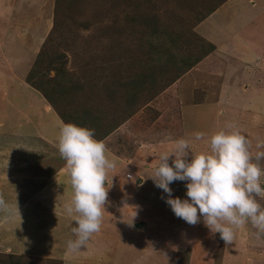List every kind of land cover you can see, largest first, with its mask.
<instances>
[{
	"label": "crops",
	"instance_id": "crops-1",
	"mask_svg": "<svg viewBox=\"0 0 264 264\" xmlns=\"http://www.w3.org/2000/svg\"><path fill=\"white\" fill-rule=\"evenodd\" d=\"M194 32L211 43L215 50L102 140L107 147L108 158L116 164L115 169L108 173L110 175L106 187L109 188L108 200L114 198L112 206L118 212L116 219L121 221V230L127 223L131 222L133 227V224L140 220L134 218L135 212L143 209L145 213L149 208L141 198L135 199L133 195L144 187V182L153 175L159 156L170 152L174 141L180 138L189 139L192 141V152L207 153L210 152V137L220 130H230L227 126L232 125L250 142L253 157L256 152L264 151V0H225L199 21ZM44 101L45 103L36 110V117L43 121L40 124L43 127L37 133L52 136L49 134L52 132L58 140L63 123L47 101ZM172 101L180 102L179 105L175 104L176 111L168 106ZM148 114L152 115L153 119H149ZM197 132L205 134L202 140L194 139ZM52 142L58 145V141ZM258 144L262 146L258 148ZM129 150H132V154ZM173 159L174 157L169 158L171 166ZM253 162L257 161L253 159ZM258 163L264 169V159ZM59 171H62V168ZM127 175L132 176L134 180H129ZM135 181L136 183H133ZM186 183L175 181L172 196L179 195L187 199ZM261 186L264 187V176L261 177ZM255 199L264 208V197L257 196ZM156 204L157 202L154 208L158 207ZM106 207L108 203L105 205L107 213L109 210ZM160 214L163 215V212ZM168 214H172V210ZM201 223L202 226L200 223L191 226L180 218L163 217L158 224V230H162V237L158 240L160 244L157 245L160 247H155L154 237L149 242L139 243V248L148 250L144 254L140 249L143 254L138 259L143 262L155 259L156 264H177L179 251L189 250L190 264H202L205 261L206 264H212L211 250L215 244L219 246V242L213 241L216 233L209 243H204L201 239L198 241V237L210 236V229L204 225L203 220ZM105 225L109 226V221ZM146 225L145 221L142 228L133 227V230L139 234ZM252 227L249 221L235 229V238L231 244L226 245L224 242L221 264L230 261L234 264H264V237ZM70 232L69 240L75 239L71 230ZM47 233L48 229L43 232ZM43 234H38L40 244L28 241L21 243L19 254L12 253L9 248L0 254L21 255L60 264L119 262L109 246H104V243L109 242L108 231L102 232V235L94 234L89 241L94 242L96 247L99 246V251L96 247L86 246L78 253H69L67 243L58 248L52 244L53 240L45 238ZM156 235L155 233L154 236ZM244 235L247 237H243ZM119 238L112 244L114 248L119 246ZM242 239H246L251 246L243 245ZM34 245H38V249ZM244 247H247V255L243 254Z\"/></svg>",
	"mask_w": 264,
	"mask_h": 264
},
{
	"label": "rangeland",
	"instance_id": "rangeland-1",
	"mask_svg": "<svg viewBox=\"0 0 264 264\" xmlns=\"http://www.w3.org/2000/svg\"><path fill=\"white\" fill-rule=\"evenodd\" d=\"M91 1L94 2V0ZM96 1H101V10L104 6L107 7V5L113 4V1L110 4L107 3V0ZM208 1L210 2V0ZM152 2L156 3L157 0H152ZM169 4V2L159 0L158 9L155 10H158L160 17L166 15L165 9L168 10L172 7ZM208 5L206 0L204 2L198 0L195 11H184L178 14L184 18L183 25L186 29L195 31L197 26V24L195 25V16L201 17L205 14ZM114 6H116V0H114ZM120 9L123 10L124 6ZM104 11H100L99 6L94 8L91 5L85 10V18L91 20L94 25L96 24L94 23L95 16L98 17ZM53 12L54 0H0V196L4 198L11 209L10 212L0 211V252H4L9 248L12 253L19 254V245L25 241L40 244L41 240L38 234H43L47 229L48 233L43 234L44 237L50 238L53 240L52 244L62 248L71 236L70 230L76 226L74 217H69L64 212V205L70 202L73 192L68 171L65 167L66 162L59 155L58 145L52 142L58 140L52 132L49 133L52 136L37 133L43 127V125H40L43 121L38 120L36 117V110L45 103L44 98L26 83L35 57L52 28ZM173 15L176 17L177 14L173 13ZM79 32L84 37L91 33L90 30ZM74 46L75 51L71 50L76 52L79 58L88 59V64L95 63L92 60L94 58L90 56H98L102 53V48L99 46H88L90 49L77 44ZM62 52L64 54L68 53L66 48ZM163 54L162 59L159 58L156 64L169 63L171 61V55L169 56V54L173 56L177 53L171 49L168 53L164 51ZM80 55L84 56L80 57ZM68 58L69 60L72 59L69 54H67ZM79 61L78 65H81L82 60L79 59ZM78 65L74 64L69 68L76 70ZM95 73L97 72L95 71ZM50 75L53 74L50 72ZM176 103L180 104L179 101H172L168 106L176 111ZM88 106L90 104H87L86 108ZM147 116L149 119H153L152 115L148 114ZM129 152L132 154V150H129ZM60 168H62V171H59ZM133 183H136V181ZM173 184L174 182L169 185L172 191L175 190ZM180 184L183 186L182 183ZM143 186L141 190L133 195L135 199L141 198L149 206L145 213L143 209L142 211L138 210V213H136L135 217L140 219L136 222H147V225L139 234H136L137 232L133 230L131 222H126L127 225L123 230L119 228L121 221L116 219L118 212L112 206L114 198L108 200L106 209L109 211L104 212L99 234L102 235V232L108 231L109 242L104 243V246H109L115 259L118 257L119 262L117 264H156L155 259L151 262L147 260L143 262L140 258L138 259V257H142L141 254H145V251L148 250L142 247L139 248V243L144 244V242H149L154 237L156 247L160 244L158 240L162 237V230H158L160 220L163 217L168 219L170 216L177 218L173 212L168 214L171 213V208L165 203V200L161 199V196L166 197L163 190L155 187L151 179H147ZM177 197L184 199L183 196L173 195V198ZM155 202H157V208H154ZM162 212L163 215L160 214ZM159 216H161L160 219ZM163 220L165 221V219ZM107 221L110 223L109 226L105 225ZM36 223L37 225H35ZM200 225L202 226L201 222ZM105 227L109 228L105 230ZM209 232L210 236L198 237V241L201 239L204 243L211 242L215 234ZM155 233L156 236H154ZM262 236L264 237V234ZM118 237L121 238L118 239L119 246L114 248L112 244L116 243ZM243 237L246 238L247 236L244 235ZM92 240L95 239L92 238ZM214 240L217 243L219 242V246L215 244L211 250L213 259L210 263L212 264H215V261L218 263L217 261L222 256L224 249V241L220 238L219 233H216ZM242 243L245 246H251L246 239H242ZM95 245L94 242H89L87 246L95 248ZM34 246L38 249V245ZM157 247H160V245ZM96 248L99 251L100 247L97 246ZM244 249L243 254L247 255V247H244ZM32 250L36 251L35 249ZM187 252L184 254L186 256L183 257H188L187 263L190 264V253ZM182 255L179 253L177 264H184V258L181 262ZM16 256L22 257L21 255ZM23 259L34 258L23 257ZM45 261L47 262L41 263L53 264L49 260ZM206 263L205 261L202 264ZM227 264L234 263L230 261Z\"/></svg>",
	"mask_w": 264,
	"mask_h": 264
},
{
	"label": "trees",
	"instance_id": "trees-1",
	"mask_svg": "<svg viewBox=\"0 0 264 264\" xmlns=\"http://www.w3.org/2000/svg\"><path fill=\"white\" fill-rule=\"evenodd\" d=\"M164 1L172 7L160 17L155 10L159 0L156 3L116 0V6L114 0H107L113 4L102 8L105 11L95 16L93 25L85 18V10L92 5L102 11L101 1L54 0L52 28L35 57L26 83L47 101L63 124L94 129V138L102 141L215 50L192 29H186L184 18L178 15L195 11L198 0ZM223 1L206 0L209 4L206 13L195 16V25ZM81 30L91 33L84 37ZM75 44L87 49L99 46L102 53L88 54L95 62L88 64V59L79 58L74 52ZM65 48L71 60L62 52ZM171 49L177 53L169 54L171 61L156 64L163 52ZM74 64L78 68L70 69ZM87 104L90 106L86 108ZM179 252L183 254L181 259L186 256L187 251ZM184 259L187 264L188 257ZM221 260L222 256L215 264H221ZM41 262L47 261L0 254V264Z\"/></svg>",
	"mask_w": 264,
	"mask_h": 264
},
{
	"label": "clouds",
	"instance_id": "clouds-1",
	"mask_svg": "<svg viewBox=\"0 0 264 264\" xmlns=\"http://www.w3.org/2000/svg\"><path fill=\"white\" fill-rule=\"evenodd\" d=\"M227 127L230 130H220L210 137L207 153L192 152L189 139L174 141L172 150L159 156L149 178L166 194L161 199L177 218L191 226L200 223L202 218L204 225L211 232L219 233L226 245L233 242L235 229L249 221L258 234H264V209L255 199L264 197L261 186L264 169L258 163L264 159V151L256 152L253 157L248 139L234 126ZM94 135V129L72 123L63 124L59 130L58 152L66 162L73 192L70 202L64 205V212L74 217L76 225L71 229L75 239L67 241L69 253L84 249L101 230L108 203L106 181L108 173L116 167L115 161L106 154L105 143L96 140ZM204 135L197 132L194 139L202 140ZM170 157H174L172 166ZM128 179L134 180L132 176ZM175 181L187 182V199L173 198L169 185ZM0 211H11L2 196Z\"/></svg>",
	"mask_w": 264,
	"mask_h": 264
},
{
	"label": "water",
	"instance_id": "water-1",
	"mask_svg": "<svg viewBox=\"0 0 264 264\" xmlns=\"http://www.w3.org/2000/svg\"><path fill=\"white\" fill-rule=\"evenodd\" d=\"M133 227L136 228V229H140L143 227V222H135L133 224Z\"/></svg>",
	"mask_w": 264,
	"mask_h": 264
},
{
	"label": "built area",
	"instance_id": "built-area-1",
	"mask_svg": "<svg viewBox=\"0 0 264 264\" xmlns=\"http://www.w3.org/2000/svg\"><path fill=\"white\" fill-rule=\"evenodd\" d=\"M108 183V180L106 181V184Z\"/></svg>",
	"mask_w": 264,
	"mask_h": 264
}]
</instances>
